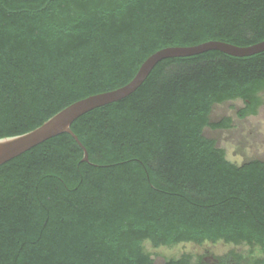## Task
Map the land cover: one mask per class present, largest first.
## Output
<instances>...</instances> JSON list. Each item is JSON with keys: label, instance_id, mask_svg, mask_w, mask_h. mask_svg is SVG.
I'll list each match as a JSON object with an SVG mask.
<instances>
[{"label": "trees", "instance_id": "1", "mask_svg": "<svg viewBox=\"0 0 264 264\" xmlns=\"http://www.w3.org/2000/svg\"><path fill=\"white\" fill-rule=\"evenodd\" d=\"M211 41L264 42V0H0V139L129 84L162 49ZM263 90L264 52L166 59L131 96L73 123L88 163L63 134L4 164L0 264H158L147 242L264 254V160L234 164L206 134L233 127L213 119L217 105L242 100L246 119Z\"/></svg>", "mask_w": 264, "mask_h": 264}, {"label": "rangeland", "instance_id": "2", "mask_svg": "<svg viewBox=\"0 0 264 264\" xmlns=\"http://www.w3.org/2000/svg\"><path fill=\"white\" fill-rule=\"evenodd\" d=\"M261 105L257 114L241 119L239 111L245 107L242 100L230 101L219 104L214 108L213 119L219 121L225 117L232 120L233 127L230 130H211L206 134L218 141L219 147L225 150L227 158L234 164L241 165L247 161L264 160V90L259 94ZM146 250L151 253L158 264L169 258H177L183 254H190L194 264H218L222 258L228 259V264H236L230 255L242 257L240 264H255L257 260H264V254L257 248L248 245H234L220 242L217 244L205 243L197 245L184 243L168 248H155L151 243L145 244Z\"/></svg>", "mask_w": 264, "mask_h": 264}, {"label": "water", "instance_id": "3", "mask_svg": "<svg viewBox=\"0 0 264 264\" xmlns=\"http://www.w3.org/2000/svg\"><path fill=\"white\" fill-rule=\"evenodd\" d=\"M209 51H219L233 57H249L264 52V42L250 47L211 41L192 47H169L150 56L141 66L135 78L127 85L106 93L90 96L65 108L41 127L24 135L0 139V167L18 158L38 145L63 134L71 135L84 150L83 162H89L88 152L72 131L73 123L87 113L126 99L147 80L153 69L163 60L184 58Z\"/></svg>", "mask_w": 264, "mask_h": 264}, {"label": "flooded vegetation", "instance_id": "4", "mask_svg": "<svg viewBox=\"0 0 264 264\" xmlns=\"http://www.w3.org/2000/svg\"><path fill=\"white\" fill-rule=\"evenodd\" d=\"M218 264H221V261Z\"/></svg>", "mask_w": 264, "mask_h": 264}]
</instances>
